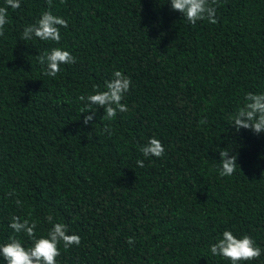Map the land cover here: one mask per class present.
<instances>
[{
  "label": "trees",
  "instance_id": "obj_1",
  "mask_svg": "<svg viewBox=\"0 0 264 264\" xmlns=\"http://www.w3.org/2000/svg\"><path fill=\"white\" fill-rule=\"evenodd\" d=\"M215 6L217 23L196 25L170 0H21L8 9L0 244L32 246L9 227L12 216L37 221L40 237L52 214L81 237L59 245L57 264H232L210 251L225 230L262 250L240 264H264V132L230 125L247 93H264V0ZM45 11L68 21L60 42L22 40ZM54 47L76 63L49 77L36 56ZM117 70L132 81L128 110L109 121L92 105L94 122L84 125L79 97L105 90ZM152 137L165 147L159 158L139 151ZM220 151L237 155L231 176L219 174Z\"/></svg>",
  "mask_w": 264,
  "mask_h": 264
},
{
  "label": "clouds",
  "instance_id": "obj_2",
  "mask_svg": "<svg viewBox=\"0 0 264 264\" xmlns=\"http://www.w3.org/2000/svg\"><path fill=\"white\" fill-rule=\"evenodd\" d=\"M173 11L183 14V18L196 25L198 21L207 20L209 23H217L216 4L217 0H170ZM51 5V0H49ZM21 7V0H5V6H0V36L4 35V27L8 23V9L13 10ZM67 28L68 21L63 17L53 14L52 11H45L36 23L27 25L22 34L21 39L31 41L38 38L42 41H52L59 43L61 40L60 28ZM41 66H46L44 75L55 77L61 70V65L76 63L70 51L62 50L54 47L50 51L39 53L36 56ZM132 81L122 71H114L112 78L105 82V90L97 89L95 94L85 97L81 95L80 101H84L86 107L81 113H90L84 116L83 123L88 125L94 122L96 110H91V106L98 108L103 107L104 117L111 121L118 113L126 112L128 106L122 103L125 95L129 92ZM245 103L238 109L232 118L231 126L239 132L241 129H251L254 133L260 134L264 132V93L249 92L245 96ZM106 132H109V125H105ZM110 134V132H109ZM91 139V137H89ZM139 151L145 158L161 157L165 153V147L161 140L152 137L147 143L140 147ZM231 152L220 151L222 167L220 176H231L237 166V155ZM137 165L144 167V161L138 160ZM8 195H14L9 193ZM20 206L22 201L15 200ZM46 219L53 226L48 231L47 236L37 237V221L29 218L21 219L20 216H12L9 227L15 233H23L32 240V246L26 247L22 245L21 240L17 238L10 239L5 244H0V256H2L7 264H57V257L61 255L59 245L62 243L64 249H68L73 245L79 246L81 237L78 234H69L67 225L54 222L52 214H48ZM128 243L132 245L134 238L129 237ZM210 251L215 256H221L230 260L232 264H240L242 261H251L258 259L262 250L255 246V242L250 236L237 238L230 230H225L222 238L211 245Z\"/></svg>",
  "mask_w": 264,
  "mask_h": 264
}]
</instances>
